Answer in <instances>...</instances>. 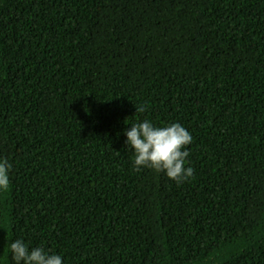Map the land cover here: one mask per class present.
Returning a JSON list of instances; mask_svg holds the SVG:
<instances>
[{"label": "trees", "instance_id": "obj_1", "mask_svg": "<svg viewBox=\"0 0 264 264\" xmlns=\"http://www.w3.org/2000/svg\"><path fill=\"white\" fill-rule=\"evenodd\" d=\"M143 119L190 179L133 170ZM0 158V264H264V0H0Z\"/></svg>", "mask_w": 264, "mask_h": 264}, {"label": "clouds", "instance_id": "obj_2", "mask_svg": "<svg viewBox=\"0 0 264 264\" xmlns=\"http://www.w3.org/2000/svg\"><path fill=\"white\" fill-rule=\"evenodd\" d=\"M135 114L145 111L143 106H134ZM135 116V115H134ZM124 147L133 154L132 168L135 171L150 169L163 173L177 184L190 179L193 169L187 167L188 146L192 143L190 132L180 123L157 126L148 119L133 122L123 132ZM9 162L0 158V193L10 186ZM11 264H62L60 254L46 250L42 245L29 247L23 239L10 244Z\"/></svg>", "mask_w": 264, "mask_h": 264}]
</instances>
